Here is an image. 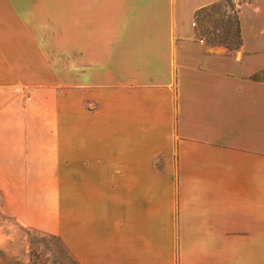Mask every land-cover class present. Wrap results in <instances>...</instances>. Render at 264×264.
<instances>
[{"label":"crops","instance_id":"1","mask_svg":"<svg viewBox=\"0 0 264 264\" xmlns=\"http://www.w3.org/2000/svg\"><path fill=\"white\" fill-rule=\"evenodd\" d=\"M0 0L1 210L78 264H264V0Z\"/></svg>","mask_w":264,"mask_h":264},{"label":"rangeland","instance_id":"2","mask_svg":"<svg viewBox=\"0 0 264 264\" xmlns=\"http://www.w3.org/2000/svg\"><path fill=\"white\" fill-rule=\"evenodd\" d=\"M238 3L224 0L200 13L196 19L198 36L211 46L238 51ZM1 207L0 193V264H78L57 237L22 225L6 216Z\"/></svg>","mask_w":264,"mask_h":264},{"label":"trees","instance_id":"3","mask_svg":"<svg viewBox=\"0 0 264 264\" xmlns=\"http://www.w3.org/2000/svg\"><path fill=\"white\" fill-rule=\"evenodd\" d=\"M199 16V15H198ZM240 34V33H239Z\"/></svg>","mask_w":264,"mask_h":264}]
</instances>
